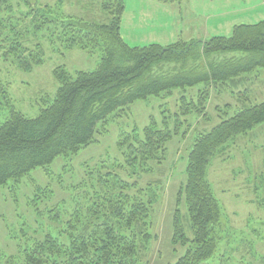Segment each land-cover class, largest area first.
Returning a JSON list of instances; mask_svg holds the SVG:
<instances>
[{
	"label": "trees",
	"instance_id": "obj_1",
	"mask_svg": "<svg viewBox=\"0 0 264 264\" xmlns=\"http://www.w3.org/2000/svg\"><path fill=\"white\" fill-rule=\"evenodd\" d=\"M68 1L0 0V62L31 71L44 62L41 37L50 38L54 52L60 46L65 54L78 48L101 56L93 71L71 73L64 65L57 66L56 94L36 117L14 108L9 111L0 124V186L18 182L37 168L48 172L58 157L94 143L101 123L138 100L201 82H227L264 67V20L237 24L230 36L131 46L121 32L125 0H98L107 16L104 21L65 12V4L75 7L85 2ZM31 38L33 48L27 45ZM7 84L0 79V101L10 104ZM182 101L183 113L192 106L201 110L204 104L202 96L192 105ZM263 123L264 101L244 106L197 137L177 200L179 205L186 204L187 212L184 217L177 206L172 223V241L187 248L170 264H202L215 253L221 208L207 179L208 166L232 137ZM170 139L171 133L152 121L134 134L133 143L120 147L126 146V164L136 168L149 159L163 158ZM131 187L134 184L128 183L116 193L92 196L84 192L86 209H76L67 219L54 208L50 212L59 224L56 230L35 231L19 253L8 255L0 264H139L152 240L153 206L152 197L125 191Z\"/></svg>",
	"mask_w": 264,
	"mask_h": 264
},
{
	"label": "rangeland",
	"instance_id": "obj_2",
	"mask_svg": "<svg viewBox=\"0 0 264 264\" xmlns=\"http://www.w3.org/2000/svg\"><path fill=\"white\" fill-rule=\"evenodd\" d=\"M46 1L53 4L56 0H43ZM71 2L79 0L68 1ZM64 10L91 21L107 18L98 0H85L75 7L65 4ZM261 20L264 0H125L121 32L131 46L155 42L168 45L178 38L230 36L235 25ZM39 41L45 52L44 62L31 71L0 62V79L8 83L11 102L0 101V124L12 108L29 117L38 115L58 89L54 76L57 66L64 65L71 73L93 71L101 59L100 53L88 54L78 48L65 54L59 46L61 50L54 52L50 38L41 37ZM31 42L32 38L27 45L33 48ZM199 96L204 98L201 110L192 106L183 113L182 100L192 105ZM262 101L264 67H259L223 83L201 82L185 89L174 88L113 113L99 125L94 143L78 153L58 157L48 172L37 168L18 182L11 180L0 186V263L8 255L19 253L29 240L27 236L33 237L35 231L56 230L59 224L51 219L50 212L54 208L67 219V214L76 209H86L84 192L90 196L116 193L121 190L119 186L128 183L134 184L125 190L131 195L140 192L143 197H152V240L139 264L175 263L187 248L172 241V223L177 206L184 217L187 212L186 204L179 205L177 200L186 182L194 142L244 106ZM152 121L171 133L165 155L132 168L126 164V146L120 144L133 143L134 134ZM207 179L221 208L220 240L213 256L202 264H264V123L232 137L220 148L208 166ZM38 187L45 190L40 189L41 193Z\"/></svg>",
	"mask_w": 264,
	"mask_h": 264
},
{
	"label": "crops",
	"instance_id": "obj_3",
	"mask_svg": "<svg viewBox=\"0 0 264 264\" xmlns=\"http://www.w3.org/2000/svg\"><path fill=\"white\" fill-rule=\"evenodd\" d=\"M122 29V28H121ZM177 40V39H176Z\"/></svg>",
	"mask_w": 264,
	"mask_h": 264
}]
</instances>
